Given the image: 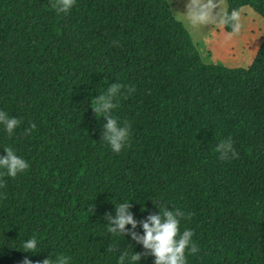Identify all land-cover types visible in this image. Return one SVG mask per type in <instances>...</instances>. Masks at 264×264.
Returning a JSON list of instances; mask_svg holds the SVG:
<instances>
[{
	"label": "trees",
	"instance_id": "16d2710c",
	"mask_svg": "<svg viewBox=\"0 0 264 264\" xmlns=\"http://www.w3.org/2000/svg\"><path fill=\"white\" fill-rule=\"evenodd\" d=\"M55 3L0 0V111L21 121L11 136L0 125V157L11 147L29 165L0 187V264L143 253L108 231L106 214L125 202L139 235L160 207L186 214L180 234L193 231L200 249L186 264H264V39L232 70L201 62L166 0H75L66 14ZM226 4L264 20V0ZM116 83L111 115L129 126L119 153L91 108ZM229 138L237 158L221 160ZM33 237L36 253L24 252Z\"/></svg>",
	"mask_w": 264,
	"mask_h": 264
},
{
	"label": "clouds",
	"instance_id": "9594fccd",
	"mask_svg": "<svg viewBox=\"0 0 264 264\" xmlns=\"http://www.w3.org/2000/svg\"><path fill=\"white\" fill-rule=\"evenodd\" d=\"M75 0H56L52 6L58 13H68L74 6ZM241 10L232 9L228 11L226 0H187L184 12H176L174 18L189 30H199L207 26L230 27L231 31L226 33L227 38L238 34L241 30ZM124 86L116 83L112 84L107 92L99 95L92 100V110L97 119L103 117L107 120L103 132V140L107 141L112 150L119 153L128 139L129 126L125 122L124 126H120L117 119L111 115L117 104L114 99L121 92ZM134 88H129L128 92H134ZM99 117V118H98ZM21 121L15 117H10L8 113L0 111V125H3L5 131L11 136ZM35 124H30L25 129L24 134L30 135L35 129ZM216 152L220 154L221 160L235 159L237 153L233 147V142L229 138L226 142L221 141L216 147ZM5 156L0 157V187L5 186L4 177L15 178L18 174L25 172L29 165L25 159L18 156L11 147L5 148ZM131 203L125 202L116 205V216L113 218L111 214H106L108 223V231L114 235H130L131 240L143 246V253L134 252L129 255L128 252H122L118 258V264H139L142 257L146 255L153 256L154 264H186V250L189 254L199 253V247L193 242L194 235L191 230H184L180 234V223L185 218V213L179 208L169 210L167 207H160L159 215H150L147 220L141 221L140 226L143 229V235H139L135 229L138 222L133 218L129 211ZM94 208L89 210L94 213ZM191 213L187 214V218H191ZM131 225L132 231L126 233V226ZM37 240L33 237L23 243L24 252L36 253ZM109 252L116 249L109 246ZM23 264H32V261L25 258ZM39 264H69V258L65 255H59L52 259L50 257L44 259Z\"/></svg>",
	"mask_w": 264,
	"mask_h": 264
},
{
	"label": "rangeland",
	"instance_id": "374dc122",
	"mask_svg": "<svg viewBox=\"0 0 264 264\" xmlns=\"http://www.w3.org/2000/svg\"><path fill=\"white\" fill-rule=\"evenodd\" d=\"M166 1L172 16L185 11L187 0ZM241 13V30L230 39L226 37L224 27L189 30L182 24L202 63L232 70L246 69L251 65L264 39V20L248 7L242 8Z\"/></svg>",
	"mask_w": 264,
	"mask_h": 264
}]
</instances>
